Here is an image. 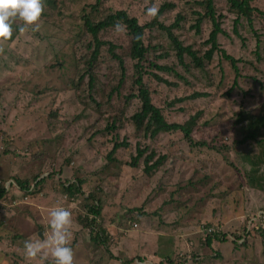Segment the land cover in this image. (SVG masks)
<instances>
[{
    "label": "rangeland",
    "instance_id": "obj_1",
    "mask_svg": "<svg viewBox=\"0 0 264 264\" xmlns=\"http://www.w3.org/2000/svg\"><path fill=\"white\" fill-rule=\"evenodd\" d=\"M45 1L35 25L13 18V25L24 30L12 43L0 40V182L7 189L0 198V264H52L49 247L29 259L23 245L26 240H48L49 213L59 203L72 210L68 246L73 251V264H264V230L251 233L238 246L233 242V237L242 235L248 226L245 219L264 210V128L259 130L257 143L245 139L249 119L237 120L243 111L264 122V65L255 62L256 38L246 21L240 20L238 31L245 42L241 44L232 34L235 16L229 14L226 1L213 0L216 14L225 16L222 30L228 35V40L220 38V45L239 60L238 88L230 98L223 94L230 89L233 74L229 79L221 76L216 62L204 72L188 68L190 75H186L171 54L167 63L187 83L163 76L175 86L155 84L153 103L170 122H185L201 112L192 139L194 143L205 142V148H190L181 134H161L142 142L132 126L121 121L119 130L104 131L117 116L124 95L132 91L135 76L134 61L128 57L130 39L122 25L99 35L98 39L111 43L121 58L124 82L120 96L111 93L121 80L122 68L106 51L108 46L101 47L89 70L94 80L89 93V75L84 73L94 45L83 23L85 18L97 23L104 14L123 11L144 25L153 19L146 14L147 8L173 3L175 8L165 12L159 23L168 26L177 15L187 16L189 20L174 34L184 46L203 51L200 45L207 39L208 29L204 27L198 37L189 29L195 19L193 12L204 13L194 2L203 0H181L180 4L175 0H102L95 11L91 8L96 0ZM250 5L264 12V0ZM252 18L259 37L257 50L264 60V20L256 15ZM155 34L158 45L165 48L163 32L153 29L147 37L156 43ZM153 54H148L149 60ZM209 77L213 81L208 85ZM196 92L208 97L174 101ZM88 94L102 105L97 108L92 101L87 102ZM127 106L126 116L132 115L139 103L130 101ZM114 138L118 142L126 138L129 148L118 150L109 161ZM136 144L147 147L145 155L153 151L157 157L167 156L164 166L146 174L145 155L137 168L127 166ZM255 162L259 163L254 168L253 184L258 188H252L247 179L252 175L249 163ZM30 173L40 175L38 180L47 177L38 194L25 198L16 187H6L13 176L23 180L30 178ZM76 180L84 184L75 201L55 193H62L65 183ZM91 196L100 200L104 210L97 224L111 236L107 251L91 242L88 230L77 220L84 216L83 206L90 203ZM206 227L220 228L228 235L227 241L205 246L202 232ZM16 236L21 239L13 243ZM179 258L184 261L179 262Z\"/></svg>",
    "mask_w": 264,
    "mask_h": 264
},
{
    "label": "trees",
    "instance_id": "obj_2",
    "mask_svg": "<svg viewBox=\"0 0 264 264\" xmlns=\"http://www.w3.org/2000/svg\"><path fill=\"white\" fill-rule=\"evenodd\" d=\"M50 0H46L45 2H49ZM102 0H96L95 6L91 8L92 11H95L96 7L99 6ZM177 3L180 4L181 0H175ZM228 5V12L235 16L232 22V34L236 37L241 44H245L244 39L240 35L239 27H240V20L243 19L247 23L249 30L256 38V50H255V62L259 64V62H263V58L259 57V52L257 47L259 45V37L257 36L255 30H253V21L255 18H252L253 15L256 17H260L264 20V12L253 8L250 4L255 0H225ZM44 3V2H43ZM189 3V2H185ZM195 6H199L203 8L204 13L193 12V16L195 17L194 22L189 27L190 31H193L195 36L198 37L199 34L202 35L203 28L208 29V37L206 40L202 42L200 45L203 48V51L194 50L192 46H184L182 42L178 39L176 33L180 29V25L182 22H187L189 18L187 16L177 15L172 24L166 26L159 23V18L167 12L171 11L175 8L173 3H167L160 6L157 11L156 16L153 17L150 23H146L144 25H139L137 23V19L129 17L123 11H113L109 12L107 15L104 14L102 20L97 23H92L91 20L85 18L83 23V28L86 34L90 35L92 39V45H94L93 52L91 57L88 61H86V70L85 75H89V70L93 68L94 63L99 57V49L101 47L108 46L106 51L110 53L112 59L117 60L119 62V67H123V62L120 57H118L115 53V47L111 45V43L101 42L98 38L103 32L107 29L117 28L122 25L124 27V31L126 35H128L129 45H128V57L134 61L133 66V76L134 79L131 80L132 91L129 90L128 94L124 95V102L121 108L117 109L116 113L117 116H113L110 121L108 122V126L104 129V131L111 133L114 131L119 130L122 125L121 122H126L124 124H130L141 139L142 142L146 141H153L155 138H158L161 134H181L182 141L185 142L193 148V146H197L200 148H205V142H193L192 139V132L196 128V125L199 123V118L201 119V112H196L193 116H190L188 120L185 122H170L166 118V114L163 113L161 108H158L153 103V96L154 92L157 91L155 88V84H165L169 86H175V82H169L163 78V76H171L175 80L182 81L183 83H187L186 80L179 74L172 64H168L167 61L170 58L171 54L176 58L177 64L183 69L187 74L190 75L188 68H192V70H199L204 72L208 70V67L214 62H216V66L218 67V71L221 73V76H226V79L230 78V73L233 74V82L230 89L225 92L223 97L230 98V93L238 88L237 80L240 77L238 63L239 60L233 58L231 54L223 49L220 45V38L222 40H228V35L222 30V23L221 21L225 18L222 14H216L214 9L213 0H203V1H196L194 2ZM192 13V12H191ZM20 27H16L12 23V35L7 40H2L7 43H12L14 39L19 35L21 32ZM156 29L164 33V37L167 41V46L162 48L157 43V36L153 37L154 43L150 40L149 33L150 30ZM161 42V41H160ZM154 43V44H153ZM230 43V40H229ZM232 47V45H230ZM88 49V47H87ZM162 49V50H160ZM160 52L159 55L155 56L157 53ZM154 53V58L151 60L148 59V54ZM187 59V62L185 61ZM158 62H163V64H157ZM225 64L227 67L223 68L222 65ZM147 66V67H146ZM215 66V67H216ZM261 70H259L260 72ZM121 80H119L117 86L111 91V93H116L117 96H120V87L124 82L123 76L125 75V70L121 69ZM143 77L146 78L143 80ZM82 78V77H81ZM209 77L208 85L213 81V78ZM242 79V77L240 78ZM94 80L89 75V82H88V92L90 93L93 88ZM173 83V84H172ZM130 85V86H131ZM75 89H78L77 86H74ZM207 94L203 93H194L187 98H179L174 101L182 102L187 100L193 99H204L207 98ZM82 101V104L85 106L86 102H83V98H79ZM87 102L92 101L96 104L98 108L102 104L97 100H94L91 94L87 95L86 98ZM130 101H135V103H139V108L134 111L132 115L126 116V112L128 113V106L127 104ZM171 105V104H170ZM239 117L237 120L241 121L243 118H248L249 122L245 127V132L247 133L245 139L252 140L254 142L256 140L259 130L264 128V122H262L261 118L253 119L245 112H239L237 114ZM261 121V122H260ZM258 122H260V126H258ZM129 143L126 138H123L120 142L114 138V143L110 153L107 155L109 161H113V155L118 150L128 149ZM147 147L140 148L139 144H136L135 147V155L131 157V162L127 164L130 168H137L138 161L147 153ZM167 161V156L161 155L159 157L156 156L155 152H150L144 156V171L146 174H150L152 172H157L161 167L164 166L165 162ZM177 161V160H176ZM259 162L249 163L252 167L251 173L252 175L247 177L248 182L250 183L252 188H258L253 183H255V178L253 174L256 173L254 170L257 167ZM30 178H26L23 180H19V178L15 175L11 178L12 182L9 184V187H16L20 192L23 193L25 198L32 197L42 191V188L45 182H47V177L38 180L40 175L37 176L30 173ZM250 175V173L248 174ZM65 184L67 186H65ZM62 186V193L55 192L61 196H63L66 200H74L78 193H81L80 189L84 184L82 180H76L72 183L68 182ZM4 182H0V198L5 193ZM89 198V197H88ZM90 203L83 206L85 208V214L82 218L78 217V222L83 226L86 227L89 234L91 235V242L93 244L98 245V247L103 246L106 249L109 246V242L111 240V236H109L106 229L98 226V221L100 220L101 213L104 211L101 208L100 200L96 196H91L89 198ZM60 200V199H59ZM61 202V201H60ZM74 203V202H71ZM52 206V205H51ZM54 206V205H53ZM52 206V207H53ZM55 207V206H54ZM55 208H64L66 209L65 205L59 203V205ZM72 211V210H69ZM260 212H264V210H259ZM258 211V213H259ZM131 212V211H129ZM255 215H251L245 219V223L248 225V221L251 218H254ZM134 221V219H131ZM138 221L137 219L135 220ZM161 223V222H160ZM255 225L248 229L244 227L242 235H236L234 238V243L237 245L240 239L244 241L245 238L249 237V235L253 232H258L264 230H260V228L255 229ZM246 226V225H245ZM207 229V227L205 228ZM221 234V232H220ZM228 235H208L204 240V245L207 247H212V244L217 241V244L225 243L227 241ZM219 240H218V239ZM20 240L19 236L12 238V242L15 243L16 241ZM244 243V242H243ZM238 246V245H237ZM107 251V249H106ZM138 262H144L145 260L137 259ZM184 261L183 259L179 258V262ZM178 262V263H179Z\"/></svg>",
    "mask_w": 264,
    "mask_h": 264
},
{
    "label": "clouds",
    "instance_id": "obj_3",
    "mask_svg": "<svg viewBox=\"0 0 264 264\" xmlns=\"http://www.w3.org/2000/svg\"><path fill=\"white\" fill-rule=\"evenodd\" d=\"M157 11L158 9L153 5L146 9V14L154 17ZM41 12L42 0H0V40L11 37L13 18H19L25 25H35ZM116 27L119 28V25ZM49 216L51 235L48 240L44 243L26 240L23 245L25 255L29 259L36 258L42 248L47 246L51 249V256L54 258L52 264H73V251L68 246L71 213L64 208H54Z\"/></svg>",
    "mask_w": 264,
    "mask_h": 264
},
{
    "label": "built area",
    "instance_id": "obj_4",
    "mask_svg": "<svg viewBox=\"0 0 264 264\" xmlns=\"http://www.w3.org/2000/svg\"><path fill=\"white\" fill-rule=\"evenodd\" d=\"M10 184V183H9ZM5 187V186H4ZM6 187L9 188V185H7ZM7 190V189H6ZM255 225V229H258V228H261L263 229L264 228V212H259L258 214H256V216L254 218H251L249 221H248V229L253 227ZM221 232V234H220ZM214 234H217V235H222L224 234L223 231L220 229V228H216V227H212V228H207V229H204V231L202 232V236H203V240H205V238L208 236V235H214ZM243 241V239L239 241V243Z\"/></svg>",
    "mask_w": 264,
    "mask_h": 264
},
{
    "label": "crops",
    "instance_id": "obj_5",
    "mask_svg": "<svg viewBox=\"0 0 264 264\" xmlns=\"http://www.w3.org/2000/svg\"><path fill=\"white\" fill-rule=\"evenodd\" d=\"M1 181V180H0ZM5 184V183H4Z\"/></svg>",
    "mask_w": 264,
    "mask_h": 264
}]
</instances>
